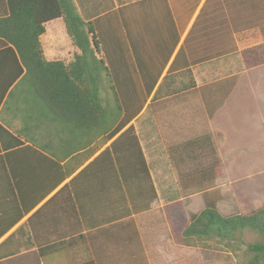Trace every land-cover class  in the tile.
Returning <instances> with one entry per match:
<instances>
[{
	"label": "trees",
	"instance_id": "obj_1",
	"mask_svg": "<svg viewBox=\"0 0 264 264\" xmlns=\"http://www.w3.org/2000/svg\"><path fill=\"white\" fill-rule=\"evenodd\" d=\"M201 1L135 0L116 6L115 0H0V108L1 114L20 120V128L14 131L6 119L0 123V181H6L10 174L20 217L25 212L20 202L24 196L25 174L21 165L26 164L23 149L37 148L32 136L41 125L54 127L58 121L59 126L68 127L80 136L77 148H81V152L70 157L75 166L69 163L62 168L63 179H67L139 115L166 68L158 90L174 87L175 78L179 76L191 77L192 69L198 66L234 54L237 47L232 34L238 31L229 28L227 21L242 18L243 14L239 13H246L248 8L256 12L257 19L264 13V0H240L242 3L222 0L218 6L214 0H206L170 62ZM231 4L240 8L236 16L231 13L228 16ZM216 19L225 22L220 29L221 35L215 39V27L208 28L203 35L204 25ZM55 20L63 22L72 45L79 51L68 64L47 61L43 56L40 37L45 33V25ZM204 38L206 41L201 43ZM190 81L189 86L181 87H195ZM220 84L224 85V81ZM42 100L50 105L45 108L48 118L40 106ZM150 109L148 105L147 110ZM3 134L15 142L4 144ZM120 143L125 145L123 158L120 157ZM92 144L95 145L88 152L82 151ZM164 148L180 180L174 204L180 214L174 220L169 219L172 229H176L172 233L174 238L181 242L184 234L198 240L216 238L218 243L227 245L237 240L244 245L248 257L246 264H264V172L244 176L228 185L209 134L190 136L166 144ZM35 152L52 165L60 162L53 156L49 155L54 160ZM13 164H19L16 171ZM188 164L192 169L182 170ZM109 166L118 182L112 180L111 187L102 186V180L91 182L92 198L97 206L104 207L110 199L118 200L119 195L131 204L139 199L138 196L148 195L147 191L140 194L138 189L150 183L153 206L158 207L133 126L129 125L85 171L105 174ZM187 177L192 179V186L183 184ZM137 179L140 185L133 183ZM77 183L72 179L65 190L74 193ZM233 185L239 198V206L234 209L217 198L221 188L230 191ZM74 194L73 198H78L77 192ZM151 206L146 204L145 208ZM103 217L100 223L111 224L112 213ZM184 219L189 223L186 233L183 232ZM244 230L253 232L259 239L243 243L240 238Z\"/></svg>",
	"mask_w": 264,
	"mask_h": 264
},
{
	"label": "crops",
	"instance_id": "obj_2",
	"mask_svg": "<svg viewBox=\"0 0 264 264\" xmlns=\"http://www.w3.org/2000/svg\"><path fill=\"white\" fill-rule=\"evenodd\" d=\"M205 1H201L181 35L170 62L187 38ZM221 1H217L216 6ZM115 3L116 6L128 4L125 0H115ZM245 14L246 20L235 19L226 23L229 28L238 31L232 34L237 47L234 54L196 67H200L201 79L194 80L195 87H161L158 90L166 68L139 115L76 168L67 179H63L62 168L69 163L74 167L70 157L78 156L76 154L81 152V148H77L80 140L78 132L68 127L62 128L58 121L54 127L40 126L39 131L32 136L37 148L23 149L26 163L21 165L25 173L22 182L24 196L20 201L24 205L23 216L20 217V211L18 212L20 206L11 188L10 174H7L6 181H0V186L3 187L0 191V264L199 263L202 252L211 250L205 241L215 240L218 243V239L198 240L185 234L182 242L181 239L178 241L174 238L172 233L176 229H172L169 219L174 220L180 214L174 207L180 180L175 175L176 170L164 147L190 136L209 134L214 152L220 159L218 165L228 178V185L232 181L238 182L244 176L264 172V13L257 19L256 12L248 8ZM55 21L45 25V33L40 37L43 56L47 61L59 60L68 64L79 51L72 45L62 21L65 31L63 38L54 35L57 27L48 32L47 27ZM213 23L216 39L221 35L220 29L225 22L216 19ZM213 23L204 25L203 35ZM260 27L262 30H259ZM201 41L205 42L206 38ZM208 65L212 68L210 72L207 71ZM223 68L227 69V76L219 78ZM222 81L224 85H218ZM190 82L189 80L188 86ZM148 105L150 110H147ZM40 106L48 118L45 108L50 105L42 100ZM1 113L2 108L0 123L6 119L11 124L12 131L20 128L19 117ZM129 125L133 126L139 139L151 184L158 198L157 208L153 206L150 183L141 185L138 189L140 194L147 191L148 195L138 196L134 205L128 204L120 195L118 200L110 199L111 202L104 207L97 206V201H93L94 191L90 187L96 180H102V186L111 187L112 180L116 183L118 179L110 171L112 166L106 167L105 174L97 175L86 173L85 168ZM140 129L144 132L142 138ZM5 141L4 144L15 142L10 136L3 134V142ZM24 145L31 146L28 143ZM94 145L86 146L82 151L88 152ZM123 146L125 145L120 143L121 158L125 155ZM35 151L52 160L57 158L60 162L52 165ZM13 165L16 171L15 167L19 164ZM191 169L189 164L182 168L186 172ZM72 179L78 181L74 185V193L77 192L78 198H73L75 194L65 190V185ZM133 183L140 185V179ZM183 184L192 186L194 183L187 177L183 179ZM235 188L234 185L230 187V191L221 188L217 197L225 200L232 209L239 206ZM45 193L46 196H43ZM146 204L152 206L145 208ZM111 213V224L100 223L104 220V214ZM188 225L184 219V233ZM244 232L250 231L244 230L242 234ZM234 242L237 240L229 242L230 247ZM218 244L222 245V242ZM201 261L200 264H206Z\"/></svg>",
	"mask_w": 264,
	"mask_h": 264
},
{
	"label": "rangeland",
	"instance_id": "obj_3",
	"mask_svg": "<svg viewBox=\"0 0 264 264\" xmlns=\"http://www.w3.org/2000/svg\"><path fill=\"white\" fill-rule=\"evenodd\" d=\"M125 1L126 3L127 2L130 3L133 0H125ZM217 1L219 0H214V3H216ZM231 6H232V12H231ZM237 12H238L237 7L231 4L230 11L228 12V16H230V13L236 16ZM239 14L240 16L241 14H243L242 18H240L241 21L247 19V16L245 13H239ZM55 27H57V29L54 31V35H57L63 38L65 35V31H64V25L62 24L61 21H55L53 22L51 26H48L47 27L48 32H52L53 28ZM214 27H215V24L213 23L209 26V30L213 29ZM201 43H203V41ZM60 46L62 45L60 44ZM246 46H250V45H246ZM207 67H208L207 69L208 72L212 71V68L210 65H208ZM200 71H201L200 67L194 68L191 71V77L179 76L175 78L174 87H180V86H183V84L187 85L190 79L194 83L196 80L199 81L201 79ZM226 72H227V69L223 68L221 70V74L219 78H223L224 76H227ZM207 78H209V75ZM212 78H214L213 75H212ZM139 133L142 138L144 135V132H142V129L139 130ZM240 239L243 243L250 244V243L257 241L259 238H257V236L254 233L244 232ZM205 243L206 245L210 246L211 250H206L202 252L203 255L201 256V259H199V263L196 262L197 264H200V262H202L201 260H203L206 264H246L248 261V257L245 255V252H244L243 244L234 242L233 246L230 247L231 244L227 245L224 242H222V245L221 244L219 245L218 243H216L215 240H207L205 241ZM215 248H219V249L216 250Z\"/></svg>",
	"mask_w": 264,
	"mask_h": 264
}]
</instances>
